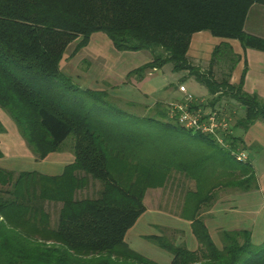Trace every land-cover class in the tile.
I'll use <instances>...</instances> for the list:
<instances>
[{
    "label": "trees",
    "instance_id": "obj_1",
    "mask_svg": "<svg viewBox=\"0 0 264 264\" xmlns=\"http://www.w3.org/2000/svg\"><path fill=\"white\" fill-rule=\"evenodd\" d=\"M253 4L264 0H0V107L37 158L74 134V160L58 175L0 167V264H161L132 249L125 235L146 209V190L177 174L193 182L180 216L190 221L197 246L146 235L169 252L168 264H264V241L253 243L250 230H221L218 245L202 216L220 191L256 187L250 161L230 154L238 135H227L225 148L170 118L163 101L138 114L108 100L107 89L76 85L60 67L70 42L77 39L75 54L102 31L116 50L150 52L127 78L142 80L171 62L206 86L202 108L235 101L242 112L233 128L247 129L264 120V98L243 89L245 70L230 81L241 55L226 39L264 51V38L244 29ZM201 30L223 38L206 70L187 54ZM215 65L227 66L219 78ZM91 181L100 184L97 194L80 195Z\"/></svg>",
    "mask_w": 264,
    "mask_h": 264
},
{
    "label": "crops",
    "instance_id": "obj_2",
    "mask_svg": "<svg viewBox=\"0 0 264 264\" xmlns=\"http://www.w3.org/2000/svg\"><path fill=\"white\" fill-rule=\"evenodd\" d=\"M251 12L252 17L249 18V13ZM259 17L260 19L263 18V20H256ZM244 29L247 32L264 38V5L253 4L250 7L245 20ZM201 33L207 32L199 31L194 33L191 38L190 46L194 45L195 43L198 44L197 41L198 38L201 37ZM207 35L208 34L205 36ZM100 37L102 40H105L103 36ZM214 37L215 38H212L214 44L223 40V38L216 36ZM226 40L231 42V39ZM105 45L108 46L107 48L110 50L114 48L112 42H107ZM231 45L233 50L241 55V58L232 71L230 81L234 83L237 82L242 70H245L243 89L249 93H255L258 96L264 98V51L250 47L244 48L240 43L237 44V46L234 43ZM201 46H203V44L199 45V49ZM116 51H119L118 55L116 54L117 59L121 58L123 52L128 53L126 56H122L124 58L126 57L125 61L135 58L134 54L129 53L137 52L129 50ZM101 59L102 64L100 66H102V73L97 76H92L94 82H97V87L94 89H107L110 96L121 95V87L126 85L125 77L127 72L130 69L137 67L138 64H134L132 67H128L126 69H119L117 62L114 60L115 58L110 60L109 58L102 57ZM159 70L160 68L153 70V72H151L149 75L146 74L142 80H137L136 84L134 80H132V83H130L131 86L136 87L140 92L143 93V99L146 97L149 99L148 101H144V104H142L144 106L142 107L143 110L151 109L155 101H163L166 103L167 101L181 98L183 95V93L177 90L175 87V79L173 77L156 75ZM187 75L190 76L188 71L184 70V74L178 76L176 80L179 79L181 84H184L183 78ZM193 96L194 98L200 100L198 102L203 103L210 97V94L206 88L199 93L193 94ZM128 102L134 104L139 103L135 100H129ZM0 121L4 126V131L0 132V150L2 151V156H0V167L14 171L15 173L24 170H35L45 175H58L63 171L66 164H69L74 160V142L73 144H70L69 147H65L61 143L56 150L49 152L44 158H37L29 148L25 139L19 133L15 123L13 126L12 124L7 126V121H3L2 117H0ZM260 121V119L255 120L248 126L247 129L243 130L244 132L241 135H238L237 128L233 129V132L239 136L240 145L246 150L248 154V160L253 167L256 177V187L247 189L245 191L236 190L235 192H233L232 189H227L225 192H223V194L213 201L209 208L202 212L204 223L212 239V236L217 235V233H219L221 230L246 228L250 230V237L253 243L259 244L264 241V129H262L264 128V124H262ZM91 184L92 182H90L88 186ZM88 186L82 190H87ZM144 204L146 209L139 217L145 213H154L149 209L145 201ZM162 215L163 214H159L153 217L154 219L146 221V224H148L147 226L158 228L163 224H167V222L164 221L165 217ZM139 217L137 219H139ZM179 223L185 226V229L189 234V241L185 245L190 249L196 248L197 241L191 231L190 221L182 218L181 222ZM186 226H188V229ZM146 235H160V233H155L152 230L148 231L147 233H141L140 236L143 239H148L146 238ZM130 237L131 240H134L133 234L132 236H128V238ZM129 246L131 247V245Z\"/></svg>",
    "mask_w": 264,
    "mask_h": 264
},
{
    "label": "rangeland",
    "instance_id": "obj_3",
    "mask_svg": "<svg viewBox=\"0 0 264 264\" xmlns=\"http://www.w3.org/2000/svg\"><path fill=\"white\" fill-rule=\"evenodd\" d=\"M252 17V12L249 13V18ZM257 18L256 20H259ZM260 20H263L261 18ZM207 33H201V37L198 38L197 43L192 46L189 45L188 48V58L189 62L192 63L194 66H197L198 68L206 70L208 67L209 63V58L211 54V50L214 45L217 43H213V39L215 38L213 35H211L208 31L206 30H201ZM199 32V31H198ZM196 33V32H195ZM208 34L207 36H205ZM100 36H103L105 40H102ZM192 38V37H191ZM77 39L70 42L66 48V51L64 53L63 59L60 63L61 70L70 75L72 77V81L82 87H88V88H95L97 87V82H94L92 76H97L102 73V69L100 66L102 64V57L109 58L110 60L114 59L117 64L119 69H126L128 67H132L134 64H142L146 60H149L151 58V54L148 50H139L137 52L129 53V54H134L135 58L134 59H129L125 61V58L122 56H126V52H123L121 55V58L116 57V54L118 55L119 51H116L113 47V51L107 48L105 44L107 42H111V40L105 35L104 32L102 31H96L91 34V38L89 43L80 48L77 53L73 54L74 46L76 43ZM191 42V41H190ZM230 42V41H229ZM231 42L234 43L236 46L239 44L238 40H232ZM230 42V44H232ZM203 44L201 48L199 49V45ZM198 46V47H197ZM121 54V53H120ZM217 61V58L216 60ZM220 61V59H219ZM224 61L223 63L226 64L227 62ZM228 64V63H227ZM227 70V66H214V75L216 77L221 76V71ZM153 70H150L146 74L149 75ZM88 73V75H87ZM181 74H184V70L180 71H174L172 70V63L167 62L165 63L160 70L156 73V75L159 76H164V77H173L175 79L174 85L179 90L178 86L181 84V82L177 79L178 76ZM189 74V73H188ZM126 80V85H123L121 87V92L122 94L119 96H108V100L113 102L115 105L125 108V109H130L135 113H151L147 110H143L142 107H144L142 104H144V101H148V97L145 99L142 98L143 93L140 92L136 87L131 86L130 83L131 81L134 80L136 84V79L134 76H131L129 78L125 77ZM184 84L187 87V92L190 94H196L201 92L202 90H205V86L199 83L198 81H195L192 76H185L183 78ZM134 84V85H135ZM109 89V88H108ZM181 92V91H180ZM183 96V95H182ZM181 96V98H182ZM226 97V96H225ZM129 100H135L137 103L136 105H131L129 104ZM179 100V98L175 99L174 101ZM199 99L195 98L194 103L200 104ZM222 105H219L218 108L219 110L225 111L229 114V117L231 118L232 121V127L235 124V121L240 114L241 107L235 102L232 101L230 104H226L225 100H222ZM228 105V106H227ZM227 106V107H226ZM217 108V109H218ZM225 108L227 110H225ZM230 110V111H229ZM0 117H2L3 121H7L6 125L8 126L9 124H14L13 120L11 117L8 115V113L0 107ZM261 123L264 124L262 119H260ZM10 122V123H8ZM234 129V128H233ZM264 129V128H262ZM244 129L237 128V133L238 135L243 134ZM264 134V133H263ZM74 142V134L70 133L66 139L62 142V145L65 147H69L70 144H73ZM240 147H242L239 144ZM92 184L88 186L87 190H82L80 195H91L95 196L98 192V188L100 189V184L97 181H91ZM193 186V182L190 180L185 179L183 176L177 174L175 178L169 179L166 184L162 187H155V188H148L146 190V195L144 201L146 202L147 206L151 211L154 213H145L139 219L136 220L134 225L127 231L125 235V239L127 240L128 244L131 245V247L138 251L139 253L152 258L156 260L157 262L161 264H168L171 255L169 254L168 251L165 249L159 247L157 244H155L153 241L148 240V239H143L141 238V233H147L148 231H154L155 233H160L161 235H166L169 239L175 241L178 244H183L185 245L189 240H188V233L185 229V226H183L181 223L182 217L180 216V209H181V204H182V195L185 187ZM233 192H235L238 189H232ZM226 190H222L219 192V196L223 194ZM218 196V197H219ZM158 210V211H157ZM163 214L164 216V221L167 222V224L161 225V227H148L146 224V221L150 219H154L153 217ZM203 216V214H202ZM188 229V226H186ZM159 229V230H157ZM161 230V231H160ZM134 235V240H131V237L128 238V236ZM213 240L215 241L216 244L221 245L220 242V232L217 233V235L212 236ZM193 247V246H192Z\"/></svg>",
    "mask_w": 264,
    "mask_h": 264
},
{
    "label": "built area",
    "instance_id": "obj_4",
    "mask_svg": "<svg viewBox=\"0 0 264 264\" xmlns=\"http://www.w3.org/2000/svg\"><path fill=\"white\" fill-rule=\"evenodd\" d=\"M178 88L183 96L179 100L166 102L168 116L186 129L212 136L219 145L229 149L231 146L226 136L233 133L229 114L217 108L192 107L194 96L187 92L184 84H179ZM230 154L238 161L249 159L246 150L240 146L230 148Z\"/></svg>",
    "mask_w": 264,
    "mask_h": 264
}]
</instances>
